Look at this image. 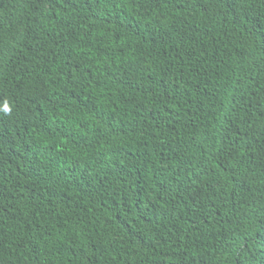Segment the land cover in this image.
<instances>
[{
	"label": "trees",
	"instance_id": "trees-1",
	"mask_svg": "<svg viewBox=\"0 0 264 264\" xmlns=\"http://www.w3.org/2000/svg\"><path fill=\"white\" fill-rule=\"evenodd\" d=\"M0 264H264V0H0Z\"/></svg>",
	"mask_w": 264,
	"mask_h": 264
},
{
	"label": "clouds",
	"instance_id": "clouds-1",
	"mask_svg": "<svg viewBox=\"0 0 264 264\" xmlns=\"http://www.w3.org/2000/svg\"><path fill=\"white\" fill-rule=\"evenodd\" d=\"M12 2H14V1H12Z\"/></svg>",
	"mask_w": 264,
	"mask_h": 264
}]
</instances>
